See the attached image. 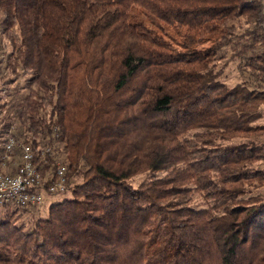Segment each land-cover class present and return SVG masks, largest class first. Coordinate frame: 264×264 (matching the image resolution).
Listing matches in <instances>:
<instances>
[{"label": "trees", "instance_id": "16d2710c", "mask_svg": "<svg viewBox=\"0 0 264 264\" xmlns=\"http://www.w3.org/2000/svg\"><path fill=\"white\" fill-rule=\"evenodd\" d=\"M0 16L20 124L0 128V170L14 136L72 194L32 225L36 207H5L0 264H264V0H0Z\"/></svg>", "mask_w": 264, "mask_h": 264}, {"label": "built area", "instance_id": "2783aa9c", "mask_svg": "<svg viewBox=\"0 0 264 264\" xmlns=\"http://www.w3.org/2000/svg\"><path fill=\"white\" fill-rule=\"evenodd\" d=\"M17 144L16 137L10 136L2 157L0 211L7 206L39 208L43 202V191L48 194L67 191L68 177L65 165L57 161L55 172L43 176L31 146L21 144V154L16 156L14 152Z\"/></svg>", "mask_w": 264, "mask_h": 264}, {"label": "rangeland", "instance_id": "374dc122", "mask_svg": "<svg viewBox=\"0 0 264 264\" xmlns=\"http://www.w3.org/2000/svg\"><path fill=\"white\" fill-rule=\"evenodd\" d=\"M1 21V16H0ZM244 77L238 72L235 64H231L225 71L224 76L222 77V81L226 83L228 86H234L238 83L243 82ZM0 86L1 82H0ZM25 91H22V95ZM15 99L11 96H7L5 93L0 92V106L7 104L4 108L0 110V128L4 123L12 122L14 127H18L20 124L16 119L15 112L11 107V103L14 102ZM260 123H264V107H263V118L260 120ZM14 131V130H13ZM264 166V165H260ZM142 180V176H138L131 183L134 186H137ZM258 193L264 196V187L257 191ZM43 202L42 205L37 209H31L30 213L24 214L22 217V222H25L26 225H32L38 220L46 219L48 217L49 208L57 203H60L64 200H68L72 198V194L70 191H66L65 193L60 194H48L47 192H42ZM3 209L0 211V219L2 218Z\"/></svg>", "mask_w": 264, "mask_h": 264}]
</instances>
